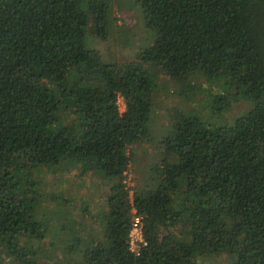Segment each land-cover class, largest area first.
Here are the masks:
<instances>
[{"label":"trees","instance_id":"16d2710c","mask_svg":"<svg viewBox=\"0 0 264 264\" xmlns=\"http://www.w3.org/2000/svg\"><path fill=\"white\" fill-rule=\"evenodd\" d=\"M113 1L0 0V264H52L48 253L56 264H195L225 252L264 264V0H133L151 43L138 63H103L85 36H108ZM213 86L212 113L242 101L239 115L157 120L156 89L188 100ZM142 142L159 164L130 188ZM65 166L91 198L98 177L93 213L35 196L40 175Z\"/></svg>","mask_w":264,"mask_h":264},{"label":"rangeland","instance_id":"374dc122","mask_svg":"<svg viewBox=\"0 0 264 264\" xmlns=\"http://www.w3.org/2000/svg\"><path fill=\"white\" fill-rule=\"evenodd\" d=\"M132 1L133 0L113 1L112 16L116 19L115 22L113 21L112 26L110 25L109 34L105 39L95 36L92 28L88 30L85 36L86 47L94 51L98 59L103 63L115 61L138 63V52L140 47L151 43L152 36L151 34L149 35L148 30L143 25V18L139 15ZM137 9L139 10L138 7ZM208 91L210 93H208ZM208 91H203L202 95L196 94L195 97L191 99L181 100L171 94L166 95L160 89H156L153 91L152 97L156 109H158L156 111L158 112L157 120L158 118H165L171 115L175 110H183L188 113L198 114L211 126H218L222 121H227V119H229H226L228 114L234 116L241 113V110L244 107L242 101L235 103L230 108L228 114L227 112H222L220 115L213 114L208 106L211 104L210 95L211 93L214 94L217 92V87L213 86L212 88H209ZM121 104L124 105L122 97ZM129 154L131 156V164L127 169L126 182L130 188H133L145 178L147 168L150 166L155 168L156 165L159 164L157 163L159 157L157 156L156 148H152V145L143 142L138 146L132 147ZM71 168L72 167L70 166H65L61 167L59 170L57 169V171H44L42 175H40V180L38 186L35 188L34 194L38 198H47L46 194L48 192H57L58 198L55 201H51L52 198L50 197L49 200L42 201L43 204L49 206L55 205L54 207H63V210H71L75 213H79L82 209H88L92 212L97 206L96 204H98L97 201L100 200V198L103 199L105 197V191H103L102 195L97 197L99 194V188L97 185L100 182L97 181L99 180L98 177L91 175L88 177L89 184L91 185L86 188V192H89L92 198L84 194V187L79 189L78 182L75 183V181L81 180L80 177L82 178V175L74 176ZM131 192L132 190H130V193ZM48 254L51 256L48 261H53L54 264H56V260L51 253ZM75 260L76 263L71 262V260L70 263L82 264L81 262H77V258ZM232 260L233 256L230 253L225 252L212 256H199L196 259L195 264H231ZM42 263L51 264L50 262H46V260H41L40 264Z\"/></svg>","mask_w":264,"mask_h":264},{"label":"built area","instance_id":"2783aa9c","mask_svg":"<svg viewBox=\"0 0 264 264\" xmlns=\"http://www.w3.org/2000/svg\"><path fill=\"white\" fill-rule=\"evenodd\" d=\"M117 105L120 112L123 111L124 105L121 104V96L117 97ZM129 249L134 254H138L140 248L145 245L144 237L142 234L141 217L135 215L132 219L131 228L128 234Z\"/></svg>","mask_w":264,"mask_h":264}]
</instances>
